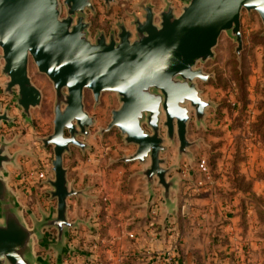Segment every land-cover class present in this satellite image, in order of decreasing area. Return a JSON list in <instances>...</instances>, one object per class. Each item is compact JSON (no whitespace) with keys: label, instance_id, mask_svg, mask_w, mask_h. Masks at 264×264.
<instances>
[{"label":"water","instance_id":"95a60500","mask_svg":"<svg viewBox=\"0 0 264 264\" xmlns=\"http://www.w3.org/2000/svg\"><path fill=\"white\" fill-rule=\"evenodd\" d=\"M102 1L109 8L119 0ZM181 1L179 12L172 0H164L158 11L152 1H142V14L133 13L132 26L118 22L117 30L106 34L99 29L93 37L88 19V9L96 12L93 0H0V55L2 71L9 76L5 91L17 90V103L32 122L31 110L41 105L44 94L29 74L30 54L55 88L53 131L41 137L45 148L53 147V176L46 180V192L55 203L48 211L40 207V216L10 184L7 164L17 165V152L9 150L12 141H0V264H50V256L38 253L36 244L56 252L55 264H65L68 254L85 253L71 242V231L81 223L94 228L92 218L71 219L68 211L69 198L88 196L89 185L75 186L65 158L72 146L82 152L90 147L86 138L97 116L85 106L86 88L96 103L105 90L119 95L121 105L112 109L111 120L98 133L118 127L124 141L136 145L133 152L110 161L142 164L136 174L145 179L147 215L156 186L166 219L177 214L178 197L172 191L179 190L182 179L180 160L187 156L192 162L191 147L200 141L189 137V122L194 117L198 127L205 125L206 109L214 104L197 83L214 73L197 64L215 55L223 32L237 41L240 54L244 8L258 11L264 23V0ZM13 120L8 106L0 103V126ZM169 143L177 149L170 164L164 154Z\"/></svg>","mask_w":264,"mask_h":264},{"label":"rangeland","instance_id":"374dc122","mask_svg":"<svg viewBox=\"0 0 264 264\" xmlns=\"http://www.w3.org/2000/svg\"><path fill=\"white\" fill-rule=\"evenodd\" d=\"M142 1L146 0H119L107 8L102 0H98V7L93 13L98 23L109 18L111 31L117 30V23L125 21L123 17H129L128 21L132 26L130 21L133 13L142 14L139 6ZM147 1H152L155 5L153 0ZM121 2L127 5L124 13ZM172 2L176 10L181 11L182 1ZM164 5V0H159L155 10H160ZM91 13L88 12V19ZM241 28L243 48L240 54L236 51L237 41L227 32H223L214 47L215 55L197 64L214 73L206 81L197 79L204 98L212 100L214 104L206 109L205 125L198 127L194 117L190 120L188 135L191 139H200L191 149L195 151L192 162H196V166L200 168L201 178L215 184L219 181L217 185H220L225 175L226 182L230 178L232 183L243 188L244 196L241 202H238V208L233 206L235 210L232 211L233 215L238 213L242 229L232 226L229 230L230 241L234 242L233 248L237 253L235 262L230 264H264V23L258 11L244 8ZM95 33L91 31L93 37ZM3 63L4 58L0 55V103L2 106H8L14 120L12 123L2 122L0 141L1 138L12 141L9 150L12 153L17 152V165L9 163L7 167L10 173L15 170L17 178H23L20 184H35L40 187L49 185L46 180L53 176L50 172L53 173L51 160L54 153L51 145L44 147L41 137L53 131V82L46 73L38 69L35 61L31 60L29 74L34 83L42 89L44 97L41 105L31 110L32 122L27 121L22 107L17 103V90L13 93L5 91V82L9 76L2 71ZM84 101L86 108L97 116V121L86 138L90 147L82 152L80 147L72 146V153L66 157L74 158L77 154L85 159L93 157V162L102 176H109L110 168L126 166L125 173L129 174L132 168L142 166L138 161H110L111 158L129 154L136 149L135 144H127L124 141L118 127L112 128L104 135L98 133L99 127L106 126L111 120L112 109L121 105L118 93L105 90L100 101L96 103L92 90L86 88ZM164 154L168 156L167 163H173L177 156L176 145L169 143V148ZM94 183L97 184L95 181ZM47 189H43L42 198L48 199ZM249 229L254 236L252 238L247 235ZM216 254L218 256V253ZM222 261L219 257L210 260L211 264H222Z\"/></svg>","mask_w":264,"mask_h":264},{"label":"crops","instance_id":"0c3cea01","mask_svg":"<svg viewBox=\"0 0 264 264\" xmlns=\"http://www.w3.org/2000/svg\"><path fill=\"white\" fill-rule=\"evenodd\" d=\"M65 162L69 166V178L74 180L77 188L89 185L88 196L69 198V217L92 218L94 225L91 228L81 223L79 230L84 244L80 246L73 242L85 253L79 252L76 264H146L151 252L161 250L170 243L171 230H174L178 240L179 264H211L210 260L217 257L223 260L222 264L235 262L237 253L233 248L234 242L230 241L229 230L232 226L242 229L238 213L233 215L232 211L235 210L233 206L238 208L244 193L242 186L232 183L230 178L226 182L225 175L220 185H217L219 181L216 184L209 182L201 178L202 172L196 162H190L184 156L180 160L182 179L179 190L172 191L173 197H178L177 214L166 219L167 212L162 205L159 222L150 227L145 205L148 198L145 179L136 174L141 165L132 168L129 174L125 173L126 166L110 168L109 176H102L93 157L85 159L77 154L74 158L66 157ZM10 176V184L20 193L21 202L37 216L41 215L40 207L48 211L55 203L41 197L43 189L49 188V185L20 184L23 178H17L15 170H11ZM155 189V200H161V188L156 186ZM26 216L31 222L28 213ZM130 231L136 233V238L129 237ZM247 235L254 237L250 229ZM35 248L38 253L50 256V264L56 263L53 249L39 244Z\"/></svg>","mask_w":264,"mask_h":264},{"label":"built area","instance_id":"2783aa9c","mask_svg":"<svg viewBox=\"0 0 264 264\" xmlns=\"http://www.w3.org/2000/svg\"><path fill=\"white\" fill-rule=\"evenodd\" d=\"M162 204L160 198L155 200V202L152 204L148 216L147 223L150 227L156 226V224L159 222V216L161 214ZM79 229H73L71 231V242L76 243L80 246H83L84 242L82 240V234ZM174 230H171L170 234L172 236V239L170 243L161 250L153 251L151 252V256L148 259L146 264H179V258H178V240L176 238V234L174 236ZM129 237L136 238V233L134 231H130L128 233ZM74 241V242H73ZM92 251V249H91ZM79 252H75L73 254H68L64 258L65 264H76V257L79 256ZM128 254V252H127ZM121 256H124V253H121Z\"/></svg>","mask_w":264,"mask_h":264},{"label":"flooded vegetation","instance_id":"af4514ba","mask_svg":"<svg viewBox=\"0 0 264 264\" xmlns=\"http://www.w3.org/2000/svg\"><path fill=\"white\" fill-rule=\"evenodd\" d=\"M159 0H153V2L155 3V5L157 4ZM93 3L95 4L96 7H98V0H93ZM123 3V10L122 12L124 13V10L126 11L127 10V5L125 2H121V4ZM63 10L65 11V8H63ZM88 12H92L90 9H88ZM124 18V22L126 24V26H130L129 24V17H123ZM118 19V18H117ZM89 20L91 21V25H90V29L92 32H96L98 29H102L105 31L106 34H109V32L111 31L112 29V24H111V20L108 19H105L104 21L98 23L96 21V17H95V13H91L90 16H89ZM4 58V57H3ZM31 60L35 61L34 59V56L32 54L29 55V63L31 62Z\"/></svg>","mask_w":264,"mask_h":264}]
</instances>
